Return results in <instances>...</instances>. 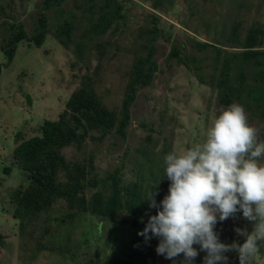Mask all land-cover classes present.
Segmentation results:
<instances>
[{"label": "trees", "instance_id": "trees-1", "mask_svg": "<svg viewBox=\"0 0 264 264\" xmlns=\"http://www.w3.org/2000/svg\"><path fill=\"white\" fill-rule=\"evenodd\" d=\"M68 1L41 0L29 31L18 17L8 16V9L0 5V28L4 29L0 41L3 52L0 76L3 69L12 65L20 44L26 42L30 48L45 45L52 33L50 13L66 14L64 5ZM73 1L81 20H77L76 14L69 16L58 26L55 36L76 57L71 69L79 71L73 73L75 81L78 80L77 86L55 120H45L39 132L29 138L17 135L11 166L2 170L7 176L14 168L25 174V183L14 189L5 208L8 216L18 224L23 260H35L44 250H50L64 260L75 259L81 249L91 248L93 240L96 257L103 264H175L177 261L182 264L183 254L174 260L166 259L156 252L159 243L156 237L146 240L139 235L149 218L157 214L158 209L149 206L151 196L156 191L157 205L163 198L161 187L167 179L163 177V157L171 152L169 140L164 138L163 149L158 150L159 140L150 136L144 140L140 138L143 143L136 151L132 176L124 172V159H129L130 149L113 159L117 164L109 162L107 169L98 167L96 154L107 136L116 137V144L126 140L132 108L140 90L152 88L158 82L163 85L160 77L168 76L175 66L185 68L199 86L215 94L214 105L209 102L206 106L207 122L218 115L221 107L227 108L235 101L244 106L250 123L259 129V138L264 139V20L261 7L253 15L255 7L249 0H200L199 4L191 2L181 11L176 9L179 0ZM134 8L143 12V17L126 37L119 28L126 24L129 12ZM174 12L178 13L176 20L180 28L163 21L165 14ZM76 20L83 29L82 34ZM86 21L88 24H84ZM76 35L82 36L76 40L73 37ZM201 35L204 38L201 39ZM94 60L96 66H93ZM108 71L118 75L122 94L118 100L109 98L111 89L104 91L107 78L104 74ZM168 81L167 77L165 88ZM89 139L94 145L90 157L79 163L68 161L65 150L81 149ZM99 152L107 153L106 150ZM56 204L63 207L54 217ZM86 217L95 224L91 232L82 230L81 240L76 237L75 256H69L67 247L48 249L44 245L48 235L55 236L52 233H58L62 227L70 232L77 230ZM112 219L125 226L121 243H125L129 251L127 257H132L133 261L102 259V247L105 254L108 248L117 244L113 230L106 229L107 221ZM228 220L216 225L215 231L222 243L229 228ZM99 225L103 226V234ZM229 235L225 244L245 242L238 241L232 230ZM6 243L0 228V254ZM84 250L81 251V264H94ZM260 250L264 255V242ZM198 264L203 263L199 261Z\"/></svg>", "mask_w": 264, "mask_h": 264}, {"label": "rangeland", "instance_id": "rangeland-1", "mask_svg": "<svg viewBox=\"0 0 264 264\" xmlns=\"http://www.w3.org/2000/svg\"><path fill=\"white\" fill-rule=\"evenodd\" d=\"M40 1L0 0V5L8 9V16L18 17L21 23L25 25L26 30L29 31L35 21V13ZM249 1L255 7L252 14L255 15V10L261 7L260 13L264 20V0ZM191 2L199 4L200 0H179L176 9L179 11L187 9ZM145 7L148 6L145 5ZM64 8L66 11L64 15H61L58 11L50 13L52 33L48 36L45 45L42 48H30L26 42L20 44L12 65L8 69H3L0 76V228L5 234L7 242L3 253L0 254V264H81L82 262L81 251L84 248L81 249L80 246L81 250L75 259L66 258L67 260H64L56 253L44 250L36 255L35 260L33 259L30 262L23 260L18 224L12 217L8 216L5 208L10 202L14 189L25 183V174L18 168H14L9 176L2 174V170L7 166H11L13 161L12 152L16 146L17 135L21 134L25 138H29L39 132V128L45 120H55L63 110L72 90L77 86L78 80L75 81L73 73L79 71L71 69V63L76 60V57L72 50H66L59 43L55 31L69 16L72 17L76 14L78 21L81 18L75 10L73 0H69ZM129 13L128 21L125 25H120L119 28V32L126 35V37L130 36V32L137 27L136 22H141L140 18L143 17V12L135 8ZM177 14L176 12L165 14L163 21L165 24L169 22L180 28L179 21L176 20ZM77 20L75 24H77V29H80L79 33L82 34L83 29ZM10 23H13V20H10ZM84 24H88V21ZM1 34L4 35V29L2 28H0V41ZM81 36L76 35L73 37L79 40ZM199 37L202 39L204 35ZM168 50L169 48L166 49V51ZM2 61L3 52L0 50V63ZM96 65L97 61L94 60L93 66ZM111 71L104 74L107 77L104 83V91L111 89L112 92L109 93V98L118 100L122 98L121 89H119L121 84L119 86L117 73ZM114 77L117 78L114 79ZM167 77L169 81L165 88ZM160 78L163 85L158 82L152 88L140 90L132 108L131 125L128 128L126 140L116 144V137L107 136L104 142L99 145V151L106 150L107 153L96 152L98 167L107 169L109 162L117 164L113 159L123 155L126 149H130L129 159H124V172L132 176L131 169L136 151L141 148L143 140L147 139L148 136L159 140L158 150L163 149L164 142L162 140L165 138L172 144L171 151L175 149L177 152L191 147L197 142H202L206 138V130L211 121H206L205 115L208 111L205 110L209 102L212 106L214 105L215 94L208 88L199 86L194 77L183 67L175 66L168 76L163 75ZM28 96L31 98V105L27 104ZM210 116H213V114ZM213 118L210 117V120ZM197 135H201L200 138H196ZM140 138L143 140L140 141ZM93 148V142L89 139L81 149L71 148L65 150V156L68 161L79 163L90 157ZM169 183L166 179V183L161 187L163 198L168 194ZM56 206L54 217H57L63 207L59 204H56ZM240 213V216L237 213L234 218H229V228L225 231L223 243L228 242L230 230L235 233L238 241L244 240V237L237 235L236 228H246L249 233L253 230L254 222L245 220L242 212ZM94 224V220L86 217L77 230L70 232L67 228L62 227L58 233H52L57 237L48 235L44 245L48 249L58 246L67 247L70 251L69 256H75L77 251L76 237L81 240L82 230L91 232ZM102 225L104 226V224ZM103 226H100L101 234H103L101 230ZM106 226L108 231L113 230L112 234L117 240V244L111 246L112 248H108L105 254L102 247V259L105 261L109 258L113 262L133 261L132 257H127L129 251L125 243H121L125 226L116 219L108 220ZM95 244L92 240L91 248L84 251L87 252L88 257L94 260V264H103L96 257ZM194 247L199 251L198 245H194ZM205 255V252H200L193 264H198L199 261L204 264ZM225 255L228 257L227 264H240L237 252H227ZM182 259L184 260V256H182ZM175 264H179L178 261Z\"/></svg>", "mask_w": 264, "mask_h": 264}, {"label": "clouds", "instance_id": "clouds-1", "mask_svg": "<svg viewBox=\"0 0 264 264\" xmlns=\"http://www.w3.org/2000/svg\"><path fill=\"white\" fill-rule=\"evenodd\" d=\"M258 132L234 101L219 109L202 142L163 157L168 194L159 205L156 191L151 196L149 206L157 214L139 233L159 240L158 255L174 260L183 254L182 264H193L205 252L204 264H227L225 253L237 252L240 264H264V139ZM240 212L254 222L253 230L235 229L243 244L222 243L216 225Z\"/></svg>", "mask_w": 264, "mask_h": 264}, {"label": "water", "instance_id": "water-1", "mask_svg": "<svg viewBox=\"0 0 264 264\" xmlns=\"http://www.w3.org/2000/svg\"><path fill=\"white\" fill-rule=\"evenodd\" d=\"M27 104L31 105V98L29 96L27 97Z\"/></svg>", "mask_w": 264, "mask_h": 264}]
</instances>
